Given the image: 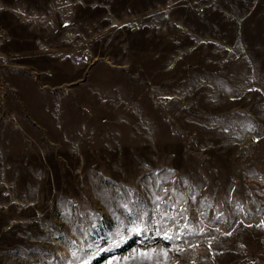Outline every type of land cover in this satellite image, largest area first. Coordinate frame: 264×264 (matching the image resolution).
I'll list each match as a JSON object with an SVG mask.
<instances>
[{
	"label": "rangeland",
	"instance_id": "1",
	"mask_svg": "<svg viewBox=\"0 0 264 264\" xmlns=\"http://www.w3.org/2000/svg\"><path fill=\"white\" fill-rule=\"evenodd\" d=\"M0 264H264V0H0Z\"/></svg>",
	"mask_w": 264,
	"mask_h": 264
}]
</instances>
